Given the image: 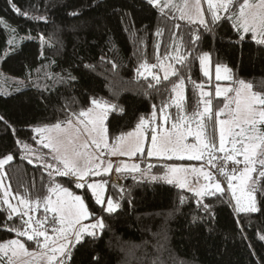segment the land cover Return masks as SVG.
<instances>
[{"label":"trees","instance_id":"trees-1","mask_svg":"<svg viewBox=\"0 0 264 264\" xmlns=\"http://www.w3.org/2000/svg\"><path fill=\"white\" fill-rule=\"evenodd\" d=\"M14 3L30 16L48 18L45 22L21 17L7 0H0V20L9 26L6 28L0 23V116L15 129L13 134L12 128L0 122V153L14 154V160L5 166L6 182L11 184L12 190L28 191L35 199L45 195L42 171L35 163L29 164L27 159L21 158L24 152L18 150L17 139L41 150L39 143L32 139L36 136L32 129L64 119L61 109L79 110L88 106L89 97H102L124 109L123 113L109 115L106 126L110 137L132 131L141 116L150 115L152 104L159 106L162 100L169 99L165 91L157 93L149 89L148 81L138 78L135 69L144 61L157 63V44L160 45L159 56L163 62L167 61L166 53H172L174 33L177 38L183 37L185 46L190 48L189 33L195 25L178 19L180 13L176 9L162 16L146 0H14ZM72 12L79 14L69 15ZM173 15L177 18L173 19ZM177 24L179 29L175 27ZM9 28L17 30L18 47L5 57L9 48L7 41L11 38ZM158 29L163 31L162 37L155 35ZM29 35L34 39H24ZM41 35L49 39L53 47H42L38 38ZM230 39L235 40V35L230 24L224 23L213 34H202L197 52H210L213 65L225 64L232 69L235 78L253 83L255 90H264V46L250 39L234 44ZM36 51L38 56L28 59V54ZM101 56L105 57L104 61ZM50 61L55 63L49 66ZM107 61L114 62L117 68L113 70ZM86 64L95 65V70L85 68ZM65 70L71 71L76 80L45 91L44 85H52V81L43 78L44 71L60 74ZM184 75L210 88L198 60L188 65ZM37 82L39 88L35 86ZM212 83H216L214 77ZM145 92H150L151 96L144 95ZM185 92L186 109L191 113L199 90L186 80ZM213 97V119L206 122V134L211 138L215 130L218 138L214 113L225 100L214 94ZM168 110L177 111L174 106ZM138 155L148 159L146 153ZM150 165L151 174L161 175L166 164L152 160ZM148 166L146 160L141 169L146 170ZM133 176L138 178L134 180ZM116 177L121 183L110 179L107 194L120 207L115 213L105 215L106 228L99 240L77 246L73 264H92L95 255L100 257L99 264H153L154 261L155 264H264V240L258 238L259 234H264V217L259 214H253L250 221L242 217V235L229 205L210 198L207 202L215 205L216 218L213 231L209 233L203 224L193 223V216L202 213L196 209L192 192L164 181H153L147 175L139 178V173H117ZM44 182H47L46 174ZM59 182L74 193H83L67 179ZM180 195L187 197L184 203L180 202ZM88 203L91 205L92 201ZM4 218L0 213V223ZM14 222L19 223L9 221V224ZM12 238L15 233L0 230V242ZM34 247L29 242V249Z\"/></svg>","mask_w":264,"mask_h":264},{"label":"snow or ice","instance_id":"snow-or-ice-1","mask_svg":"<svg viewBox=\"0 0 264 264\" xmlns=\"http://www.w3.org/2000/svg\"><path fill=\"white\" fill-rule=\"evenodd\" d=\"M7 2L17 15L47 22V16H30L14 0ZM146 3L162 16H168L176 9L180 13L178 19L195 25L189 33L190 48L185 46L183 37L177 38L173 34L174 55L166 53V58L174 63L166 65L162 61L160 45L157 44V63L144 61L135 69L138 78L148 81L149 89H155L157 93L163 90L169 99L162 100L159 106L152 104L149 116H141L132 131L116 137H110L106 121L109 115L123 113L124 109L102 97H89L88 106L79 110L61 109L64 119L32 129L36 133L32 139L39 143L41 150L17 139L18 150L24 152L21 158L27 159L29 164L35 163L42 171L41 184L45 195L34 199L28 191L14 192L11 184L6 182L5 168L14 160V154L0 156V213L5 217L0 230L15 233V238L0 242V264H73L77 246H83L89 240H99L106 228L105 215L115 213L120 207L112 196L107 195L109 181L103 179L113 170L118 174L139 173V178L147 175L153 181H164L192 192L196 209L202 213L193 216V223L203 224L209 233L213 231L216 218L215 205L207 202L210 198L229 205L242 235V217L249 221L253 214L264 217V90H255L253 83L235 78L232 69L225 64L213 65L210 52H197L202 34H213L224 23L230 24L235 35V40L230 39V43L242 44L250 39L264 46V0H206V9L201 0H194L192 11H185L187 0L183 7H178L175 0H146ZM78 14L69 13L72 16ZM172 18L177 17L173 15ZM0 23L9 27L2 20ZM175 27L179 29L180 26ZM9 32L11 38L7 41L9 48L5 57L18 47L17 30L9 28ZM155 35L162 37L163 31L158 29ZM38 38L42 47H53L49 39L42 35ZM24 39L34 38L29 35ZM104 60L105 57L101 56V61ZM194 60H198L214 96L225 100L223 108L214 113L218 140L215 130L211 138L205 131L207 120L213 119L212 92L205 91L203 83L191 81L190 75H184V70ZM107 62L111 63L113 70L117 68L114 62ZM52 63L55 61H50L49 66ZM85 68L95 70V65L86 64ZM213 68L215 84L212 83ZM155 70H163V76ZM36 71L40 72V69ZM28 78H31L30 72ZM43 78L52 81V85H44L45 91L57 84L76 80L68 70L60 74L44 71ZM186 80L199 90V98L190 114L185 105ZM221 81L231 83L221 86ZM35 86L39 88L40 84L37 82ZM144 95L150 97L151 93L145 92ZM173 106L177 110L175 113L168 110ZM0 122L12 128L3 116H0ZM12 131L15 134L14 128ZM149 136L150 147L146 149ZM189 137H193L194 142L189 143ZM145 153L147 157H162L168 161L203 163L199 166L166 164L161 175H153L152 165L146 170L138 163L123 161L114 166L113 161L107 159L108 156L134 157ZM94 177L101 179L94 180ZM132 178L136 180L138 177ZM60 179H67L83 193L70 191L59 182ZM179 199L184 203L187 197L180 195ZM9 221L19 223L9 224ZM258 238L264 240V234H259ZM29 242L35 246L32 250ZM99 260L98 255L93 256L92 264H99Z\"/></svg>","mask_w":264,"mask_h":264},{"label":"rangeland","instance_id":"rangeland-1","mask_svg":"<svg viewBox=\"0 0 264 264\" xmlns=\"http://www.w3.org/2000/svg\"><path fill=\"white\" fill-rule=\"evenodd\" d=\"M201 2H202V6L206 9L207 8V4H206V0H201ZM253 2H256V0H253ZM175 3H176V5L178 6V7H183V5H184V3H185V0H175ZM187 3H188V8L187 9H185V11H192L193 9H192V5H193V3H194V0H187ZM38 56V52L36 51V52H31V53H29L28 54V59H30V60H34L35 59V57H37ZM166 65L167 64H169V63H174V62H172V61H169V60H167V61H165L164 62ZM12 69H14L13 67H11V70ZM155 71H158V73H159V75H161V77L163 76V70H155ZM213 77H214V68H213ZM220 84H221V86H228V85H230V83H228V82H220ZM204 90L205 91H211L212 92V94H214V92L210 89V88H204ZM184 94H185V97H186V92H184ZM225 103V102H224ZM223 106H224V104H223ZM223 106H221V108L220 109H222L223 108ZM201 110H202V107H201ZM190 114V113H189ZM221 118H223V117H221ZM193 127H195V125H193ZM205 131H206V129H205ZM217 140H218V138H217ZM188 142L189 143H192V142H194V138L193 137H189L188 138ZM6 143V142H5ZM9 144V142L7 143V145ZM147 146L148 147H150V141H149V144H145V148H147ZM5 149V148H4ZM3 155H6L5 153H0V156H3ZM107 159H110V160H112L113 161V164H114V166L116 165V164H118L120 161H123V162H126V163H129V164H131V163H138V164H140V167H141V164L142 163H144V162H146V160H147V162H148V165H150L151 163H152V160L153 159H157V160H162L163 161V163H165V164H172L173 162L172 161H168V160H166V159H164V158H162V157H148V159H146V158H143V157H140V155H138L137 154V156H134V157H128V156H119V157H113V156H108L107 157ZM175 164H183V165H185V166H199L200 165V162H197V161H188V163H175ZM117 173L113 170V172L112 173H110V174H108V175H104L103 176V179H106V180H112L113 181V178H114V175H116ZM134 174H136V173H134ZM94 180H99L98 179V177H94L93 178ZM101 179V178H100ZM116 179H117V177H116ZM190 180H191V177L189 178ZM71 191V190H70ZM75 194H78V193H75ZM108 195V194H107ZM114 199V198H113ZM115 200V199H114ZM116 201V200H115ZM13 203H15V201H13ZM36 215V214H35ZM13 239V238H12ZM9 240V239H8ZM5 241H7V240H5ZM30 250H32V249H30Z\"/></svg>","mask_w":264,"mask_h":264},{"label":"water","instance_id":"water-1","mask_svg":"<svg viewBox=\"0 0 264 264\" xmlns=\"http://www.w3.org/2000/svg\"><path fill=\"white\" fill-rule=\"evenodd\" d=\"M113 180H114L116 183H121V180H117V179H116V175H114Z\"/></svg>","mask_w":264,"mask_h":264},{"label":"crops","instance_id":"crops-1","mask_svg":"<svg viewBox=\"0 0 264 264\" xmlns=\"http://www.w3.org/2000/svg\"><path fill=\"white\" fill-rule=\"evenodd\" d=\"M153 160H156V161H158L157 159H153ZM160 161H162V160H160ZM201 163H203V162L201 161V162H200V164H201Z\"/></svg>","mask_w":264,"mask_h":264}]
</instances>
